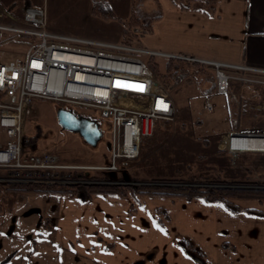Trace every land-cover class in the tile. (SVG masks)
<instances>
[{"label": "crops", "instance_id": "0c3cea01", "mask_svg": "<svg viewBox=\"0 0 264 264\" xmlns=\"http://www.w3.org/2000/svg\"><path fill=\"white\" fill-rule=\"evenodd\" d=\"M193 3L198 5L192 4L189 11H181L171 0H162L160 17L152 23V31H137L141 47L264 72V0H218L212 17L201 12L199 1ZM212 86V91L202 97L206 101L220 97L221 102L213 103L209 112L216 109L217 116L225 113L228 123L237 130L243 116L252 117L249 111L256 113L264 92V75L236 74L230 83L233 98L229 100V108L226 99L214 92L215 79ZM170 99L175 115L179 114L177 100ZM194 120L199 121L200 117L195 116ZM232 120L237 123L234 125ZM157 122L153 124L152 133ZM62 138L68 148L56 154L62 159L61 163L100 166L108 162V153L103 161L68 160V153L81 144L75 142L72 134ZM3 140L0 134V142ZM23 150L39 154L24 147ZM10 196L27 199L35 211V221H40L45 230L36 242L33 240L31 252L21 255L15 250L10 259H5L7 254L0 264H32L36 252L45 257L47 264H200L182 250V238L200 248L208 264H264V210L240 204L249 199H237L234 203L242 209L258 210L259 215L232 213L217 203L201 199L187 201L180 197H157L160 205L147 208L133 198L113 195H96L83 202L59 194L0 191L1 198ZM256 200L264 203V199ZM130 206L135 207L133 212L129 211ZM158 207L167 216L163 226L157 224L158 215L154 210ZM1 210L2 203L0 218ZM42 220H48V225ZM105 244H111V248L106 249Z\"/></svg>", "mask_w": 264, "mask_h": 264}, {"label": "rangeland", "instance_id": "374dc122", "mask_svg": "<svg viewBox=\"0 0 264 264\" xmlns=\"http://www.w3.org/2000/svg\"><path fill=\"white\" fill-rule=\"evenodd\" d=\"M0 1L2 4L0 6L4 7V10H0V27L20 26L25 6H45L49 32L113 46L121 45V40L125 36L136 35L138 38L139 29L134 28L129 31L124 25L125 20L130 17L131 10L139 22L145 24L159 14L162 2V0H106L116 17L115 20L107 21L91 14L90 0ZM197 5L198 3H193V6ZM10 35L5 30H0V64L21 58L25 54L26 42H19L20 39H13ZM139 56L146 61L145 55ZM156 59L160 64L165 61ZM188 70L191 71V68ZM196 77L201 81L198 89L203 94L211 92L213 80L210 73H197ZM167 91L170 98L177 100L179 114L175 115L173 121L157 122L152 135L143 140L137 159L126 171L120 172L131 178V181L126 183L130 182V186L264 190V151L234 152L227 147L225 141L230 129L244 135H264V92L259 98V108L257 107L256 111L253 109L256 113L252 112V114L249 111L248 115L252 117L243 116L235 130V127L228 123L225 113L217 116L218 110L215 109L213 113L207 111L204 105L206 99L197 91L194 81L188 75L177 77ZM209 101L212 104H218L221 98H212ZM59 107L60 105L56 102L35 98L30 106L24 109V148L39 154L50 152L58 155L59 152L68 148L64 145L62 137L72 134L75 142H80L81 146H77L76 150L68 153V160L91 162L101 159L103 161L108 153L110 121L96 109L75 111L91 118L98 125L101 137L96 146L92 147L77 134L58 126L55 112ZM65 107L71 109L68 105ZM195 116H199L200 120L193 121ZM226 130L229 131L221 134ZM58 159L61 162L62 159ZM81 175L73 172L74 178ZM85 176H92V174L88 173ZM195 177H200L202 181L194 182L192 178ZM81 179L87 180L84 176ZM213 180L222 181L223 184H210L209 182ZM225 185L232 187H225ZM152 197L155 198L151 199ZM157 197L164 196H141L138 202L147 208L159 206L160 199ZM0 203H2L0 219L6 220L3 223L0 220V234H3L0 235V260L7 254L10 256L15 250L21 255L31 252L33 240L36 242V238L44 232L45 228L40 221H35V211L31 208L30 202L23 197L10 196L4 199L0 197ZM240 204L264 210V203H259L256 199L243 200ZM4 231L6 234L2 233ZM31 262L47 264L45 257L38 256L37 252Z\"/></svg>", "mask_w": 264, "mask_h": 264}, {"label": "built area", "instance_id": "2783aa9c", "mask_svg": "<svg viewBox=\"0 0 264 264\" xmlns=\"http://www.w3.org/2000/svg\"><path fill=\"white\" fill-rule=\"evenodd\" d=\"M0 30L26 42L23 57L0 64V134L4 138L0 142V190L10 184H92L81 178L89 172H124L139 156L142 140L152 135L154 122L174 120L167 89L139 55L164 60L183 56L51 33L45 6H25L20 26H2ZM186 59L211 69L214 92L226 99L227 108L233 98L230 83L236 74L264 75L241 65ZM35 98L65 109L68 105L75 115L77 110L100 111L110 121L108 162L66 165L54 153H25L23 114ZM204 105L208 111L213 109L209 100ZM231 122L235 125L237 120ZM240 135L228 133L227 147V139ZM74 171L82 174L81 178H74Z\"/></svg>", "mask_w": 264, "mask_h": 264}, {"label": "trees", "instance_id": "16d2710c", "mask_svg": "<svg viewBox=\"0 0 264 264\" xmlns=\"http://www.w3.org/2000/svg\"><path fill=\"white\" fill-rule=\"evenodd\" d=\"M172 3L181 11H189L193 2L199 1L202 4L201 12L206 16L212 17L215 12V6L218 0H171ZM91 2V14L101 18L103 20H115L116 17L112 12L110 6L106 0H90ZM132 9V6H131ZM160 15L152 17L147 23L141 24L137 17L131 10L130 17L125 20L124 25L126 30L131 31L134 28L140 31L150 33L152 31V23L159 18ZM122 45L141 47L139 38L136 35L132 37L125 36L121 40ZM181 55V54H179ZM184 58H172L164 61L160 64L156 58L150 57L146 59L148 69L153 75L164 85L165 88H169L171 84L180 75H188L194 83L199 86L201 81L196 77V74H209L212 80L214 75L211 69L196 61H189L186 58H190L182 54ZM191 68V71L188 70ZM213 86L211 87V91ZM208 93V92H207ZM206 94V93H205ZM89 181L93 182H126L131 181L130 177L125 173H96L92 176H84ZM194 182H201L199 177L192 178ZM210 184H223L222 181L213 180ZM5 191H15L24 194H59L65 195L69 198H74L79 201H87L96 195H113L120 198H133L138 202V198L141 196H164V197H180L187 201L193 199H201L206 203H217L222 205L226 210L232 213L245 212L248 214H260L258 210L242 209L237 206L234 201L237 199H264V190H241V189H224L218 187H168V186H130L124 184H71V185H37V184H10L7 185ZM134 206H130L129 211L133 212ZM155 213L158 215L157 224L163 226V221L167 219L165 212L157 208ZM48 225V220H42ZM182 250L190 254V256L200 264H208L205 254L189 239L182 238L180 240ZM106 249L111 248V244H105ZM224 247H227L224 245ZM232 249V246H228ZM14 253L8 258L10 259ZM4 263V261L2 262Z\"/></svg>", "mask_w": 264, "mask_h": 264}, {"label": "water", "instance_id": "95a60500", "mask_svg": "<svg viewBox=\"0 0 264 264\" xmlns=\"http://www.w3.org/2000/svg\"><path fill=\"white\" fill-rule=\"evenodd\" d=\"M55 118L58 126L68 132L77 134L89 146H96L101 137V132L97 123L89 117L75 115L73 112L65 109L58 108L55 112ZM264 136V135H261ZM124 184L130 185L131 183L121 182H93L92 184ZM169 185V184H168ZM225 187H232L226 186Z\"/></svg>", "mask_w": 264, "mask_h": 264}, {"label": "bare ground", "instance_id": "6f19581e", "mask_svg": "<svg viewBox=\"0 0 264 264\" xmlns=\"http://www.w3.org/2000/svg\"><path fill=\"white\" fill-rule=\"evenodd\" d=\"M227 144L231 150L235 149L233 151H264V136L244 134L232 136L227 139Z\"/></svg>", "mask_w": 264, "mask_h": 264}, {"label": "flooded vegetation", "instance_id": "af4514ba", "mask_svg": "<svg viewBox=\"0 0 264 264\" xmlns=\"http://www.w3.org/2000/svg\"><path fill=\"white\" fill-rule=\"evenodd\" d=\"M69 111H71L72 112V110L71 109H68ZM76 115H79V114H76ZM86 117V116H85ZM196 260V259H195Z\"/></svg>", "mask_w": 264, "mask_h": 264}]
</instances>
